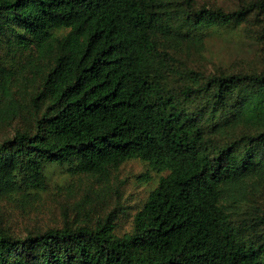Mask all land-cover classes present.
<instances>
[{
	"label": "trees",
	"instance_id": "trees-1",
	"mask_svg": "<svg viewBox=\"0 0 264 264\" xmlns=\"http://www.w3.org/2000/svg\"><path fill=\"white\" fill-rule=\"evenodd\" d=\"M249 16L264 40V0H0V125L14 123L0 201L28 205L56 167L162 174L132 213L0 228V264H264V208H243L249 179L264 182V68L206 73L176 54Z\"/></svg>",
	"mask_w": 264,
	"mask_h": 264
},
{
	"label": "rangeland",
	"instance_id": "rangeland-1",
	"mask_svg": "<svg viewBox=\"0 0 264 264\" xmlns=\"http://www.w3.org/2000/svg\"><path fill=\"white\" fill-rule=\"evenodd\" d=\"M250 1L253 0H197L199 4L224 9H233ZM176 54L182 64L206 73L264 68V40L253 16L238 26L209 30L202 47H186ZM12 125L14 123L0 125V139L11 133ZM243 130L239 127L235 134ZM148 169L147 163L139 159L127 160L109 170L107 175L68 177L62 168L56 167L48 174L46 190L28 205L0 201V228L20 234L31 229L59 226L64 221L92 222L117 203L132 213L141 206L162 175L149 171L150 177L141 179ZM249 180L251 184L243 208H264V182L259 178ZM130 228L131 217L120 213L116 232L122 234Z\"/></svg>",
	"mask_w": 264,
	"mask_h": 264
}]
</instances>
